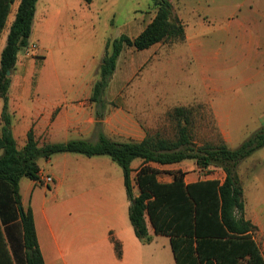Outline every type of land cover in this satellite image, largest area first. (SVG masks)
I'll use <instances>...</instances> for the list:
<instances>
[{"label":"crops","instance_id":"crops-1","mask_svg":"<svg viewBox=\"0 0 264 264\" xmlns=\"http://www.w3.org/2000/svg\"><path fill=\"white\" fill-rule=\"evenodd\" d=\"M40 1L42 0H38L37 3L30 42L39 41L42 48L47 51L49 48L46 47V42L54 40L57 43L56 46L60 47L58 50H61L65 39L62 41L64 36H57L59 34L57 32L61 30L62 22H65L70 16L71 13H68L70 6L66 3L60 7L59 12L56 9H48L41 15ZM81 6L83 7V4ZM245 6L244 11L243 7ZM16 12L17 9L14 12V19ZM86 16L88 18V13ZM40 17L43 18V21H38ZM8 21L9 17L7 23ZM84 21L88 30V19H84ZM223 28L230 35L235 36V39L244 43V59L249 66L247 71L250 75L252 77L262 76L264 74V6L239 4L238 11L223 24ZM187 30L186 43L190 42V45L197 43L195 42L197 35L189 34ZM8 33L9 31L6 34L2 33L0 39V59ZM86 37L88 40V34ZM2 38H4L3 43H1ZM153 46L148 50L153 49ZM193 53L197 54L199 59L204 56L195 50ZM94 83L95 80L89 83L69 85L40 83L27 88L23 83L12 82L9 105L14 114L12 130L17 146L23 148L30 130L34 131L40 146L73 139H84L91 143H97L102 133L109 139L119 142L143 141L148 135V130L144 121L146 113L142 112V107L155 109L159 104L154 86L148 85V99H144L140 92L145 86L140 84L119 86V84L110 83L106 87L102 99L93 100ZM222 89L221 86L215 88L219 91ZM109 91H115V96L109 97ZM198 96L202 97L203 95L198 93ZM228 96L225 95L223 99H210L211 97H204V99L207 106L211 108L222 141L230 147L232 137L226 131V124L244 121H242L244 112L237 109L241 105V107H264V92L250 97L249 100L245 98L244 102ZM30 97L33 99L30 104H27L26 100ZM2 111L3 105L0 104V128L2 126ZM148 113L150 114V111ZM154 113L153 110L152 114ZM260 114L257 116L258 122L264 124V111ZM211 143L217 144L216 142ZM2 153L3 150L0 149V156ZM45 159L46 164L51 167L45 170L40 159L38 161L41 168L40 176L42 178L51 175L54 184L46 188L44 181L31 180L27 189L29 193L25 195L24 201L22 198L24 206L31 205L33 209L37 238L45 264H88V262L91 264H172L171 238L156 232L148 214L145 215V220L151 237L150 242L142 241L136 235L132 223V226L127 224L126 213L129 215L131 202L126 191L124 172L123 176H120L106 155L86 157L75 152H60ZM134 161L131 165L134 170L133 177L143 164L142 159L135 165H133ZM150 165L162 170L158 179L163 183H170L174 180V175L167 171L178 170L185 172L186 183H193L200 179H217L223 182L226 178L223 168L212 166L202 169L194 161L187 163L183 160L165 165L151 162ZM256 167L257 164L254 162L247 165L240 163L238 173L244 187V216L256 226L251 236L257 242L261 254L264 256V198H258L255 201L247 198L243 183V174L246 168L254 170ZM112 170H116V173ZM203 170L208 172L207 175L201 174ZM81 171L84 173L78 174ZM64 184L69 186L72 191L70 197L63 195ZM38 185L44 187L39 188ZM83 188H88V192L83 191ZM134 193L135 195L140 193L139 186L135 182ZM50 200H53V203L47 205ZM83 209H88V221H80L79 226L70 232L64 221L72 216V212H79ZM97 216L100 217L101 226H93L96 222L94 223L92 218ZM97 219L98 223L99 219ZM5 228L4 232L9 242V248L12 250V237L15 244L22 243V229L21 227L20 229L12 228L10 239ZM116 241L121 244V255L116 250ZM168 242L170 248L167 249Z\"/></svg>","mask_w":264,"mask_h":264},{"label":"trees","instance_id":"trees-1","mask_svg":"<svg viewBox=\"0 0 264 264\" xmlns=\"http://www.w3.org/2000/svg\"><path fill=\"white\" fill-rule=\"evenodd\" d=\"M154 1L158 5L156 15L136 37L123 34L108 40L100 65V77L94 83L93 100L102 99L125 47L144 50L169 38L184 37L183 25L171 19L173 9L170 0ZM15 2L0 0V39ZM37 3L38 0H19L0 59V97L3 99L0 128V149L3 150L0 156V264H45L33 210L30 205L24 207L22 204L20 180L28 177L43 181L39 159L50 158L60 152L109 155L116 161L124 172L131 202L129 217L136 235L142 241H151L145 220L148 214L156 232L171 238L176 264H264V256L251 236L256 226L244 216V187L238 173L239 164L264 147V126L237 148H231L223 141L196 145L190 131L191 111L185 106H178L174 109L178 122L175 139L148 134L141 142H119L102 133L97 143L73 139L40 146L34 131L30 130L23 148L17 146L12 130L14 114L9 105L11 73L16 67L20 50L29 46ZM137 158L142 159L143 164L133 177L131 165ZM186 159L193 160L202 169L212 166L223 168L225 180L200 179L186 183L185 172L178 170L167 171L174 175V180L163 183L158 179L162 170L150 165L151 162L165 165ZM134 182L140 189L138 195L134 193ZM20 227L22 243L15 244L12 237L11 250L4 228L11 239V229ZM115 244L121 255V244L117 241Z\"/></svg>","mask_w":264,"mask_h":264},{"label":"rangeland","instance_id":"rangeland-1","mask_svg":"<svg viewBox=\"0 0 264 264\" xmlns=\"http://www.w3.org/2000/svg\"><path fill=\"white\" fill-rule=\"evenodd\" d=\"M170 2L173 9L171 19L183 25L184 37L177 36L158 42L151 50L125 47L109 84L145 86L140 92L144 99H148V85L154 86L159 100L158 106L155 109L142 107V112L146 113L144 121L148 134L175 139L178 122L174 109L185 106L191 111L190 131L193 142L196 145L205 144V140L220 143L222 137L219 127L204 97L223 99L225 95H229L230 98L244 102L245 98L249 100L250 97L264 92H261L264 90V74L255 77L250 75L247 71L249 66L244 59V43L224 30L223 24L235 15L239 4L264 6V0H170ZM66 3L70 6L68 13L71 14L65 22H62V28L57 32L59 33L57 36H64L62 41L65 39L62 49L58 50L60 47L56 46L54 40L46 42V47L49 48L47 51L42 48L39 41H31L28 47L18 53L16 67L11 73L12 82L15 84L23 83L30 88L31 85L34 87L40 83L69 85L89 83L94 80L96 82L100 77V65L106 53L108 40L112 41L123 34L131 38L136 37L154 19L158 10L154 0H92L91 3H86L84 0H42L39 2V11L41 15L48 9H56L59 12L60 7ZM18 4L19 0H16L3 34L9 31ZM246 6L243 7L244 11ZM42 19L40 17L38 21H43ZM84 19H88V30ZM186 29L189 34L197 35L195 40L197 43L191 45L190 42L186 43ZM3 39L1 43L4 42ZM111 50L110 46L109 51ZM194 50L204 56L199 59L197 54L193 53ZM248 85L250 86L247 87ZM219 86L223 88L222 91L215 90ZM115 93L109 91V97H114ZM198 93L203 96L199 97ZM32 99V97L28 98L27 104H30ZM0 104L3 105L1 97ZM241 106L237 109L244 112L242 118L244 121L226 124V131L232 137L231 148L239 147L264 126L257 118L263 113L264 107ZM153 110L154 114H152ZM106 157L120 176H123L122 167L109 155ZM40 159L45 170L50 169L51 166L46 164V159ZM139 161V158L135 159L133 165ZM192 161L185 160L187 163ZM252 162L256 163L257 167L254 170L246 168L243 183L247 198L255 201L264 198V147L241 163L247 165ZM112 171L116 173V170ZM83 173V171L78 172V174ZM207 173L203 170L201 174L207 175ZM22 179L20 194L21 200L23 198L24 201L25 195L29 193L27 189L32 179L28 177ZM53 184L50 183L48 186L44 182L46 188ZM44 186L38 185L39 188ZM83 191L88 192V188H83ZM62 192L64 197H70L72 193L66 184ZM43 197L42 195L41 198ZM52 203L53 200H50L47 205ZM92 212L94 213L93 209ZM72 213V216L64 221L70 232L79 226L80 221H88V209ZM126 218L127 224L132 226L128 213ZM92 220L96 222L93 226H101L99 216L93 217ZM158 246L160 247L161 243ZM166 247L170 248L169 242ZM171 256L172 264H175L172 251Z\"/></svg>","mask_w":264,"mask_h":264},{"label":"built area","instance_id":"built-area-1","mask_svg":"<svg viewBox=\"0 0 264 264\" xmlns=\"http://www.w3.org/2000/svg\"><path fill=\"white\" fill-rule=\"evenodd\" d=\"M47 185L54 182V179L51 175H46L41 178Z\"/></svg>","mask_w":264,"mask_h":264},{"label":"water","instance_id":"water-1","mask_svg":"<svg viewBox=\"0 0 264 264\" xmlns=\"http://www.w3.org/2000/svg\"><path fill=\"white\" fill-rule=\"evenodd\" d=\"M8 73L10 74L11 72L9 71Z\"/></svg>","mask_w":264,"mask_h":264}]
</instances>
